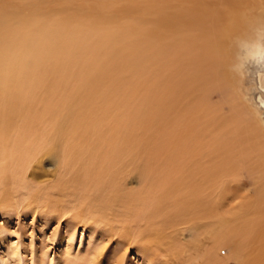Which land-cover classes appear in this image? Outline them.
<instances>
[{
	"label": "bare ground",
	"instance_id": "1",
	"mask_svg": "<svg viewBox=\"0 0 264 264\" xmlns=\"http://www.w3.org/2000/svg\"><path fill=\"white\" fill-rule=\"evenodd\" d=\"M257 21H264V0H0V181L23 180L34 160L53 158L65 171L48 188L50 194L67 196L69 181L80 186L85 182L82 189L78 186L82 193L90 185L99 187L102 196L107 192L102 197L97 189L98 202L93 198V203L110 215L109 223L122 218L128 228H148L140 240L150 258L164 255L160 264H173L179 256L175 237L167 230L180 210L191 225L211 217L219 224L207 228L213 247L204 252L205 264H213L212 257L226 247L231 254L222 264L230 259L235 264H264V182L254 199L234 209L229 219L217 215V196H205L197 180V186L186 185L188 189L176 194V204L181 205L169 210L164 208L174 185L162 172L142 171L151 177L136 192L124 193L121 187L137 167L130 158L137 156L142 142L132 130V78L138 80L147 71V110L152 116L165 111L183 116L189 111L192 121L199 113L192 105L197 104L193 94L218 84L222 51L230 53L232 74L242 84L248 50L264 43ZM202 108L205 115L212 111L208 105ZM192 130L191 137L196 133ZM194 141L192 137L182 144L180 169L209 180L213 162L195 164ZM175 153L170 150L166 156ZM238 153L242 158L250 154L242 149ZM169 162L168 172L174 171L176 162ZM89 165L95 167L93 174L87 173ZM93 203L90 210L101 212ZM112 204L122 209H110ZM127 237L133 241L135 235L128 232ZM17 250L12 246L11 254Z\"/></svg>",
	"mask_w": 264,
	"mask_h": 264
},
{
	"label": "rangeland",
	"instance_id": "2",
	"mask_svg": "<svg viewBox=\"0 0 264 264\" xmlns=\"http://www.w3.org/2000/svg\"><path fill=\"white\" fill-rule=\"evenodd\" d=\"M225 52L222 51L220 54L222 62L220 68L223 72L220 73L221 76L217 77L218 84L213 85L211 83L207 85V89H202L193 94L197 98V104L193 102L192 105L197 106L196 109L199 113L196 118L193 117L192 121L189 111L183 116L176 111L169 113L165 111V114L156 112L152 116L147 110L150 103L149 95L147 96L149 90V84L146 80L147 71L138 80L132 78L130 81L131 88H129L132 94L129 98L130 106L132 110L134 109L132 130H134V138L142 140V142H138L137 156L134 155L135 158L133 156L130 158L137 167L134 168L133 173L127 175L123 182L121 181L124 193L136 192L141 189L143 181L147 180L146 182H148V179L150 180L151 174L150 176L143 175L144 171L151 173L149 168L155 174L157 171L162 172L163 176H168L170 183H174H172V186L174 185L173 192L171 191L170 196L168 195L170 206L168 205V209L164 208L165 210L181 205L176 204L179 203L178 195L184 192L185 188L188 189L186 185L194 184L197 186V182L200 183L198 186H201V191L205 193V196L208 193L217 196L215 198L216 213L224 219H229L230 216L228 215L234 209L254 199L260 184L264 182V162L262 164L260 161L262 159L264 161V149H262V146L264 148V133L262 131L264 128H262L260 120L249 104L244 100L241 85L247 84L251 87L255 81L257 69L250 61L245 60L244 74L247 73L248 77L239 86L231 71L230 53L226 52L225 54ZM143 77L145 78L143 79ZM127 78L125 77V79ZM37 98L41 100L40 91ZM203 104L208 105L212 110L209 113L210 118L209 114L205 115L202 108ZM193 125L195 130L191 129ZM190 130L196 131V133L192 132V137L197 139L196 143L194 141L193 144L195 143L196 148H198L196 157H191V159L199 165H209L210 162L211 164L213 162L214 171L211 170L210 172L214 174L209 173V176L207 174L209 180L203 179V175L194 171L189 170L187 172L180 169L179 164L181 165L182 159L180 157L182 155L179 152L183 150L184 141H191L192 137L189 136L191 133L188 134ZM240 149L248 151L249 156H244V158L239 156L238 151ZM148 150L150 151L148 152ZM170 150L177 153L167 157L166 155ZM176 154L179 155V158L176 157ZM130 159H127V162H131ZM169 160L175 161L177 165L175 170L171 172H168ZM37 161L40 166H37ZM92 168H95L94 165L88 166V174L95 172V169ZM64 171L63 166H60L57 160L44 156L33 161L24 174L23 180H9L7 177L1 179L0 264H4L5 261L7 264H18L11 259V247L14 245L18 246L17 251L22 264H160L159 261L165 259L164 255H159V258L153 256L150 258L148 255L149 251L145 249L144 241L140 240V237L145 236V230L148 228L143 229L140 224L138 228L137 223L135 227L137 226L136 229L140 231L134 233L136 229L132 226L128 228L125 219L121 218L123 224L121 219L120 221L108 222L107 217L110 215L106 212L103 214L102 206L93 203V198H95V202H98L99 197L97 198V196L100 192V196H102L103 191H100L99 187L87 186L89 191L86 189L88 192L84 190L85 193H82L80 188L82 189L84 185H87L85 182L80 186V183L69 181L66 185L68 188L67 196H60L55 192L50 194L48 191H50L51 184ZM35 172L39 173V176H35ZM113 178L114 176L110 177L111 186H113ZM187 181L191 183H187ZM97 189L100 191L99 193ZM106 193L104 195H107ZM109 194L112 195V192L109 193L108 191V196H110ZM176 194L178 195L176 196ZM48 196L52 199H47ZM134 202L135 200L132 204ZM92 203L96 207L98 206L101 212H92L90 210ZM117 205H110V209H122L118 208L119 205ZM161 208L163 207L161 206ZM161 210L163 211V209ZM127 212L124 217H129ZM174 215L178 216V220L175 219L173 226L171 223L174 216L170 218V221L167 220V223L170 222L167 231L175 237L173 243L179 251V256L174 258L175 263L173 264H205L204 252L213 247L212 240L206 232L210 226H213L214 229L218 228L219 224L214 222L216 218L211 217L195 221L196 223L191 225L181 218L183 217L181 210L179 213L174 212ZM158 217L159 215H156L155 218H151H154L153 221L156 222ZM124 231L135 235L133 241L128 237L126 238ZM230 254V248H224L219 255H214L215 258L212 257L213 264L225 263ZM228 262L235 264L233 259Z\"/></svg>",
	"mask_w": 264,
	"mask_h": 264
},
{
	"label": "clouds",
	"instance_id": "3",
	"mask_svg": "<svg viewBox=\"0 0 264 264\" xmlns=\"http://www.w3.org/2000/svg\"><path fill=\"white\" fill-rule=\"evenodd\" d=\"M261 26V31H264V21H257ZM247 59L257 69L255 81L251 87L247 84L241 85V91L244 100L249 104L256 117L264 122V43L253 45L247 53ZM248 74L242 76L243 80H247ZM12 260L22 264L19 259L18 251L12 254ZM7 264V261L4 262Z\"/></svg>",
	"mask_w": 264,
	"mask_h": 264
}]
</instances>
